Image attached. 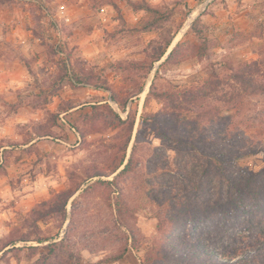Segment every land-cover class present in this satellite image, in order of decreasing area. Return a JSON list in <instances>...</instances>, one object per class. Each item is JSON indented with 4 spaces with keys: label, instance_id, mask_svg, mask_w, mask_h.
I'll use <instances>...</instances> for the list:
<instances>
[{
    "label": "rangeland",
    "instance_id": "obj_1",
    "mask_svg": "<svg viewBox=\"0 0 264 264\" xmlns=\"http://www.w3.org/2000/svg\"><path fill=\"white\" fill-rule=\"evenodd\" d=\"M232 144L257 153L209 158ZM234 176L264 190V0H0V264L233 254L256 237L225 204Z\"/></svg>",
    "mask_w": 264,
    "mask_h": 264
},
{
    "label": "trees",
    "instance_id": "obj_2",
    "mask_svg": "<svg viewBox=\"0 0 264 264\" xmlns=\"http://www.w3.org/2000/svg\"><path fill=\"white\" fill-rule=\"evenodd\" d=\"M116 9H119L116 4H114ZM261 63L253 62L250 64V70L252 68L258 69ZM166 130L170 129L172 132L180 133L181 137L178 139V141L181 143V145L188 146L191 151H194L199 154H208V148L205 146L204 135L205 132L203 131V128L201 126H193V125H187V126H166ZM217 128H214L215 130ZM223 134H227L230 137L236 136L234 130H226ZM224 135L221 134V132H213L211 139L214 141H218L217 139H220V137H223ZM228 152L226 151H219L212 149L211 152H209L210 156L209 158L213 161V163L217 164L219 161L224 164H230V165H236L238 161H240L243 158L253 156L257 153L256 150L251 149L250 151H246L242 148H237L235 144H232L229 146ZM133 166V160H130L129 164L126 166L125 170L121 172V174L130 173L132 171ZM254 177V176H252ZM244 177L241 176H234L232 180L228 182V186L232 187L234 190V194H230L229 198L226 200V205L228 203L231 204L233 207V212H240L241 215L245 217V222L248 223V229L252 233H256V237L253 240H245L242 242V244L235 246L232 248L233 254L224 252L219 254H215V249L217 250V245H220L221 242L215 243L212 242L211 245H203L195 242H191L188 244L187 248H184V244L181 245L182 249L179 247L178 250H184L186 249V253L183 255L185 259H187L190 263L189 264H236L232 262L238 260V262H245L249 258H255L260 259L264 258V190H257L254 188V190H247L242 187L243 185ZM248 181L252 182L251 179H248ZM231 193V192H227ZM75 211V210H73ZM259 216V217H258ZM38 243H44L47 242L48 239H38L36 240ZM59 247H55L53 250V247L49 249L51 250L52 255L62 252L65 248V240L62 241L59 245ZM229 248V247H228ZM231 249V248H230ZM124 251L119 256H116L114 260L118 261L121 260L124 255ZM50 253V254H51ZM218 253V252H216ZM219 255V256H218ZM58 255L56 254L54 256V259H56ZM69 258H73V255ZM47 259L45 260V262Z\"/></svg>",
    "mask_w": 264,
    "mask_h": 264
}]
</instances>
